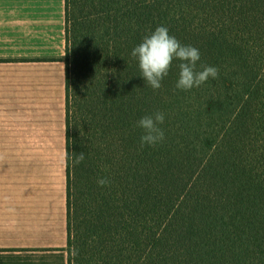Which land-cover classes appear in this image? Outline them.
<instances>
[{
    "label": "trees",
    "instance_id": "trees-1",
    "mask_svg": "<svg viewBox=\"0 0 264 264\" xmlns=\"http://www.w3.org/2000/svg\"><path fill=\"white\" fill-rule=\"evenodd\" d=\"M65 6L69 264H264V0ZM158 26L218 77L178 90L174 60L147 86L131 52ZM157 110L165 140L141 148Z\"/></svg>",
    "mask_w": 264,
    "mask_h": 264
},
{
    "label": "crops",
    "instance_id": "crops-1",
    "mask_svg": "<svg viewBox=\"0 0 264 264\" xmlns=\"http://www.w3.org/2000/svg\"><path fill=\"white\" fill-rule=\"evenodd\" d=\"M65 0H0V264H69Z\"/></svg>",
    "mask_w": 264,
    "mask_h": 264
},
{
    "label": "clouds",
    "instance_id": "clouds-1",
    "mask_svg": "<svg viewBox=\"0 0 264 264\" xmlns=\"http://www.w3.org/2000/svg\"><path fill=\"white\" fill-rule=\"evenodd\" d=\"M131 56L138 61L141 76L153 91L162 87V81L168 75L174 60L180 61L176 88L181 91L198 88L209 78L215 80L219 74L218 68L209 65H202L201 70H197V62L200 60L199 49L182 44L175 36L170 35L168 28L164 26H158L151 34L146 35L142 42L134 47ZM164 122L165 113L159 110L142 116L136 122V127L142 132L141 148L156 147L164 142L165 131L161 127ZM84 160V152L75 156L76 164ZM97 184L104 187L110 184V180L107 177L98 178Z\"/></svg>",
    "mask_w": 264,
    "mask_h": 264
}]
</instances>
